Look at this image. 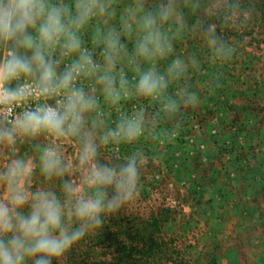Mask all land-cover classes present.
Segmentation results:
<instances>
[{"label": "clouds", "instance_id": "obj_1", "mask_svg": "<svg viewBox=\"0 0 264 264\" xmlns=\"http://www.w3.org/2000/svg\"><path fill=\"white\" fill-rule=\"evenodd\" d=\"M183 4L193 14L219 17L228 28H244L252 17L241 0H183ZM113 5L114 0H0V46H7L0 56V146L14 148L18 140L40 135L54 138L39 156V171L46 181H61L60 194L48 187L33 188L36 164L31 157L15 156L0 166V264H60L75 245L140 195L150 156L137 150L118 165L102 163L101 146L132 143L147 132L162 149L179 135L184 114L202 101L187 87L175 96L166 95L170 80L185 75L184 60L174 59L166 75L159 74L154 64L140 69V60L153 61L172 52L163 25L187 27L179 0H161L155 7H146V0H132L120 16L119 31L96 29L93 41L103 45V64L94 61L80 33L93 19L108 24L116 15ZM193 27L203 32L217 64L233 58V47L217 34L215 23L205 24L197 16ZM134 33L135 48L128 58L138 73L134 94L162 100V111L173 121L162 132H156L155 121L149 124L142 112L122 115L115 127H106L97 97L76 86L80 77H94L111 106L133 94L124 71L117 72V63L126 54L121 35ZM73 55L76 59L58 72L61 62ZM190 63L195 66L196 61ZM22 77L31 83L13 87V81ZM220 87L222 79L214 77L208 93ZM33 95L45 102L15 113L14 106ZM91 113L96 115L89 121ZM73 138L79 144L75 164L65 161L61 151V144Z\"/></svg>", "mask_w": 264, "mask_h": 264}, {"label": "rangeland", "instance_id": "obj_2", "mask_svg": "<svg viewBox=\"0 0 264 264\" xmlns=\"http://www.w3.org/2000/svg\"><path fill=\"white\" fill-rule=\"evenodd\" d=\"M160 2L146 0V7H155ZM131 3L132 0H114L116 15L108 24L93 19L81 31L83 46L93 53L95 62L103 64V45L97 46L93 41L96 29L115 27L119 31L120 16ZM179 8L187 27L180 30L171 22L162 26L171 38L172 52L153 61L140 60L141 71L154 64L159 74L166 75L172 61L180 58L188 63L187 71L181 79L170 80L166 95L175 96L184 87L201 92L205 84L200 79L213 75V69L219 72L221 65L212 59L203 32L193 27L200 16L204 22L215 23L217 34L234 49L233 58L225 63L229 66L226 73L231 88L221 96L201 95L200 105L184 114L179 135L162 149H158L149 133L132 143L101 146L99 160L102 163L118 165L137 150L150 156L143 171L139 197L116 215L122 217L121 225L129 228L138 218L157 213L159 209L170 210L172 218L162 229L168 251L164 264H198L199 261L204 264L212 256L224 264H264V30L255 25L253 18L244 28H228L219 17L209 19L201 13L189 14L191 11L183 0H179ZM256 14L258 21L264 20L263 9ZM249 27H256L255 32L249 34ZM136 38L135 33L132 37L121 35L126 54L117 63V72L124 71L133 94L111 106L94 77H80L76 86L97 97L106 127H115L122 115L142 112L149 124L155 121V131L162 132L173 123L162 111V100L134 94L138 73L133 71L128 58L134 52ZM6 52L7 46H0V56ZM55 56L58 57V52ZM74 59L75 55L65 58L58 72ZM192 60L196 61L195 66L190 63ZM18 85L19 81H13V87ZM30 98L45 102L35 95ZM206 98L211 100L204 105ZM46 102L54 104L55 100ZM95 115L89 114V121ZM53 143L54 138L40 135L18 140L14 148L2 146L0 166L5 149V163L15 156L31 157L36 164L31 179L33 188L48 187L60 194V179L46 181L39 171V156L44 147ZM78 149L74 138L61 144L65 161L71 160L74 164ZM69 255L68 252L60 264H70Z\"/></svg>", "mask_w": 264, "mask_h": 264}, {"label": "trees", "instance_id": "obj_3", "mask_svg": "<svg viewBox=\"0 0 264 264\" xmlns=\"http://www.w3.org/2000/svg\"><path fill=\"white\" fill-rule=\"evenodd\" d=\"M241 5L243 8L251 10V20L253 18L255 25L264 30V20L258 21L259 18L256 14L260 10H264V0H244L241 2ZM189 14L192 15V12ZM204 23L207 24V22ZM249 28V34L256 30V27ZM246 32L248 33L247 28L244 29L245 34ZM228 67L226 64H223L219 72L213 69V75H210L207 79H200L201 83L205 85L201 92L197 90L196 92H199L200 95L205 94L212 97L214 95L221 96L224 92L228 91L231 88L230 81L228 80L230 77L226 73ZM217 76L222 79V87L214 93L209 94L208 86L212 79ZM246 91L247 88L245 89ZM204 100H207L205 103L203 102L204 105H207L211 98ZM118 217L116 214L108 217L96 235L91 234L85 237L80 242L81 246L77 244L78 247H76L75 245L69 252L68 258L71 260L70 264H164L168 251L165 248L164 237H162L164 232L162 229L164 224L168 223L172 218L170 210L159 209L157 213L153 212L149 216L138 218L129 228L121 225V216L117 222L114 221ZM121 228H124V231H120L119 229ZM198 264L203 263L199 261ZM204 264L224 263L218 257L212 256Z\"/></svg>", "mask_w": 264, "mask_h": 264}, {"label": "built area", "instance_id": "obj_4", "mask_svg": "<svg viewBox=\"0 0 264 264\" xmlns=\"http://www.w3.org/2000/svg\"><path fill=\"white\" fill-rule=\"evenodd\" d=\"M25 83H31V81L26 80L24 78H21L19 80V85L20 84H25ZM34 87V86H33ZM38 103H42L38 98H30L28 99V101L26 100L25 102H23L22 104H18L14 106V111L15 113H20L26 109H31L34 108L36 106V104ZM2 149V146H0V150Z\"/></svg>", "mask_w": 264, "mask_h": 264}, {"label": "crops", "instance_id": "obj_5", "mask_svg": "<svg viewBox=\"0 0 264 264\" xmlns=\"http://www.w3.org/2000/svg\"><path fill=\"white\" fill-rule=\"evenodd\" d=\"M5 151H6V149L4 150V153L2 155V159L3 160H2L1 166H3L5 164L4 159H5L6 155H7V154H5Z\"/></svg>", "mask_w": 264, "mask_h": 264}]
</instances>
